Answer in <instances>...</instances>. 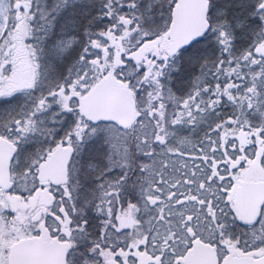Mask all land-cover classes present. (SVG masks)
Masks as SVG:
<instances>
[{"label": "snow or ice", "instance_id": "obj_1", "mask_svg": "<svg viewBox=\"0 0 264 264\" xmlns=\"http://www.w3.org/2000/svg\"><path fill=\"white\" fill-rule=\"evenodd\" d=\"M0 264H264V0H0Z\"/></svg>", "mask_w": 264, "mask_h": 264}]
</instances>
